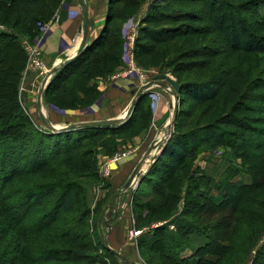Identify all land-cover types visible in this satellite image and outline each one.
<instances>
[{"label":"rangeland","instance_id":"374dc122","mask_svg":"<svg viewBox=\"0 0 264 264\" xmlns=\"http://www.w3.org/2000/svg\"><path fill=\"white\" fill-rule=\"evenodd\" d=\"M108 1L104 4L105 0H88L93 11V26L96 24V19L99 21L103 17L102 9L105 6L103 26L99 33L104 27ZM153 1L155 0H143L140 7L126 6L125 9L123 4L115 5L114 8L117 12L125 11L126 14L132 16L126 21H113L121 26L122 48L120 62L115 64L116 67L112 68L113 64L111 66L112 69H109L111 64L108 59L102 60L105 61L104 64L106 66L103 68L105 71H101L100 67L103 62L101 63L100 60V65L94 66V69H97L94 70V73L91 71L85 72V75H91V79H86L84 75L78 72L71 76L67 86L64 84L63 94L67 92L69 99L73 96L80 99L73 104L64 103L57 97V94H60L59 89H56L57 84L72 71L69 69L77 68L83 59L92 56L91 54L94 51L91 46L97 41V38L89 41L85 51L78 60L73 61L69 66L62 69L60 73L47 79L45 87L42 88L40 82L45 79L49 72V67L45 64L44 55L47 48H51L52 43L46 42L47 29L53 21L62 23L67 21V19L71 20L69 23L70 29L72 27L76 29L81 23L76 0H58L57 8L50 21L47 23L38 22L39 31L37 35L32 37L31 40H29L28 36L20 38L23 47L26 45L23 41L28 39L27 42L37 49L38 55L36 57L40 61L39 64L27 61L17 92V101H19L25 113L24 115H28L33 125V131L25 135V137L20 135L16 139L19 142L13 143L12 148H15L16 151L21 150L22 156L25 154L24 157L19 158V165L28 166V164L33 162L31 156L26 157V155L32 149V142L35 140L34 135L39 134L41 139H48L45 141L44 146L42 145L45 147L42 150L44 153L41 156H39V152L38 154L34 153V159L42 161L45 157L49 159L48 154H53L58 148L64 147L66 136L69 138V143H71L77 137H85L86 134L103 130V137L100 138V142L106 145L97 149L95 154L94 165L97 177L83 180V183L89 184L85 188V200L89 206V211H85L83 207L80 211V208L76 207L70 214H60V221L52 227L58 233L63 231L69 236H74L75 233L83 237L85 243L91 242L95 250L91 253L92 258L102 262L106 261L107 264H174L162 256L163 251L160 253L149 249L154 242V230L157 227L165 228L160 238L156 241L160 243L163 241L165 247L164 256H175V259L178 260L175 264H178L179 260L181 261L182 259L185 263L191 264L196 259L194 256L196 249L198 246L205 244L207 236L209 238L214 236V232L217 234L230 233L226 228H222V224L225 223L223 218L225 211L220 210V207L223 206L222 203H219L222 198L220 195L218 197V193L222 190H213L211 186L204 185L205 183L203 182L199 185L198 180L204 178L211 183L213 182L217 187L221 186L227 196L226 199H228L230 193L236 192L238 195L243 191L237 190V187H247L252 184L253 178L250 171H248L250 167L255 166L264 170V166L257 165L256 161H243L238 157L239 154L256 156L260 153V151L255 150L256 144L253 142V136L259 135L260 132L264 133V93L256 92L252 100H246L245 103L237 106V112H233V114L230 113V105L228 106L229 110L223 109L226 106L224 105L225 103L230 104L238 99V96H242L251 81L264 80V52L262 53L261 51L258 54L247 56L245 52L241 54L235 53L234 50L228 48L229 45L227 44L229 39L230 41L233 39L230 22L234 21L238 24L239 20L242 21V18H244V20L246 19L245 22L250 26L257 24L258 21L253 16L259 7L261 15L264 16V7L260 5L263 0H245L250 2L245 5V9L249 10V13L241 14L235 12L236 18L239 17V20L236 21L227 12L226 15L224 14L225 20L222 22L219 20L217 22L211 21L209 15L215 6L223 7L225 0L223 2L216 0H156L154 5H152L153 11L150 12L151 14L163 15V13L167 12L168 14L169 12L172 15H177L180 13L181 16H184V21H158V23H155L157 25H148L145 24L146 20L152 17L148 12V8L153 4ZM213 1H215V4L211 6ZM232 1L233 3H238L243 0ZM162 9H165L166 12L162 11ZM187 18L188 20H186ZM146 25L153 29L162 28L163 26L171 28V37L175 32L184 34L191 31V34L178 36L167 45L170 46L167 49L171 48V59L160 51L165 48L166 44L155 45L148 40L143 41L142 44L148 46L147 48H152V50L147 54L142 53L140 48L141 52L136 54L135 45L141 42H137V36L141 34V28H145ZM111 26L113 28V23H111ZM175 29L178 30L175 31ZM1 31L16 33L18 28L5 27L4 25L0 26ZM255 35L261 36L259 37L260 39L242 37V47L246 45L250 48H264V32ZM25 37L27 39H24ZM71 42L73 41L70 37ZM187 50H193V54L185 53ZM217 52L220 55H215ZM130 60H133L135 67L139 71V76L129 68L128 63ZM247 69H250L248 73ZM158 76L172 79L179 85L186 81L200 82L201 80L209 82L214 87L221 84L219 85L221 86L220 96L216 101L198 105L194 104L193 100L185 92L178 91L179 115L174 119L173 126H171L170 121L173 117L175 98L172 95V85L162 80L166 86L157 85L145 90L135 108L133 107L130 111L129 117L125 119L124 124L122 123L123 125L119 124L120 126L114 127V129L102 126L96 128L92 125L90 126L91 128L85 129L74 127L66 131L57 130L71 125H87L91 124V122H99L100 118L112 117L109 110L114 109H118V112H123L122 118L134 98L132 92L138 91L142 85L147 84ZM223 82H225L224 85H222ZM94 85H97L98 91H101L99 99L90 105L82 104L85 99L82 97L81 91ZM41 89L42 91L40 92ZM157 104H161L165 111L163 114L161 111L158 113L159 115L162 114L158 120L168 112L172 114L168 118L170 121L166 124L165 129L163 128V123L168 119L158 124V120L154 116ZM147 113H150L148 115L149 118H147ZM221 115V119L225 117L224 119L231 120L233 118L232 122L238 126L242 125L240 129L237 128L238 132L234 136L237 139L229 140L227 146H209L206 144L198 145L196 140L190 137V135L200 137L202 126L215 122L216 118L221 117ZM135 121L137 123L134 125ZM129 124H133L136 129L144 126L146 129L138 135L128 136L127 133L124 134L123 130ZM178 124H184L185 127L181 129ZM222 128L225 134L229 131L224 125ZM54 130L57 131L55 132ZM166 130H169L170 133L163 136L162 132H166ZM192 130L194 132L187 134V132ZM174 131L175 133H173ZM73 133L75 135L72 138L71 134ZM178 133L187 134L185 137L179 138L189 160L185 165L186 177L180 178L181 180L176 179L171 184H166V189L162 190L163 192L160 195L152 196L154 192L160 190L165 181V174L161 173L163 170L156 163L160 156L159 154ZM159 136L161 137L159 138ZM148 137L149 139L147 140ZM139 140L147 143L141 151L139 150V157L133 163L128 164L129 155H131V151L136 146L138 147ZM261 144L264 145V141H261ZM122 152L128 153L127 157L116 162L110 169L109 175H105L104 171L101 170L102 167L110 159L114 158L115 154ZM144 158L145 161L138 168V172L141 173L140 176L137 179L135 178L129 189L125 190L126 183L130 179L134 168ZM118 168L126 171V174L120 176ZM48 175L46 172L38 173L36 179L28 177L20 184L16 182L15 177L14 185L6 188L9 196L11 194L14 196L9 201V207L13 211L14 217L27 219L26 222L24 220V232L28 233L30 230H38L44 224L45 219L39 220L41 218L40 214L34 210L26 214L27 211L25 210L29 207V197L28 195L24 196L25 193H19V191L24 186L29 187L48 180L46 179ZM261 175L264 181V171ZM195 186L196 188L193 189ZM13 188H15L14 191L10 193ZM176 190L175 197H171V191L175 192ZM16 191L17 194H15ZM38 192L41 193V191ZM188 192L192 194V199L189 198V195H186ZM117 194H120L119 198H116ZM36 195L38 194H29L31 200ZM196 195H201L203 198L208 199L214 206H217V209L210 206L209 209L202 210L201 215L203 214V216L201 218H199L200 215L198 217L191 212L185 213V202L189 201V199L196 201L199 205L204 203ZM255 198L257 203L264 201V188L255 195ZM156 205L160 207H156ZM154 207L157 208L156 212L154 214L149 213ZM204 207H207V204ZM248 210L251 211L252 215L250 224L243 223V228H239L238 225L234 224L230 228L231 231L234 228L241 231V243L237 246L230 245L236 251L235 253H230V256L224 259L225 264H251L257 253L264 250V208L261 210L260 207L252 205ZM109 213H117V219L111 221L113 216H110ZM234 216L237 220L243 222L244 219L239 213L234 214ZM46 217H48L47 219L52 218L50 214H47ZM231 217H233V213H231ZM191 222L192 224L196 223V225H191ZM70 228L73 231L69 230ZM0 229V236H3L2 240H0V250L4 247L2 250L8 252H4V254H7L5 258L8 256L5 259L7 260L12 257L13 253L11 252L16 248L15 242L11 238L9 239L12 233L7 235L4 232V230L9 229L6 225H0ZM180 229L185 233V243H180L177 239ZM30 240H32L30 243L33 242L31 245V256H34L33 252L35 250L46 249L48 245L50 246L43 239H40V236L33 237ZM30 243L26 245L29 250H31ZM103 244L106 245L105 247L108 245L116 253H119L123 259L119 257H113L109 260L104 259L106 256L105 252H103ZM54 249L60 251L63 247L56 246ZM62 254L61 251L60 255L62 256Z\"/></svg>","mask_w":264,"mask_h":264},{"label":"trees","instance_id":"16d2710c","mask_svg":"<svg viewBox=\"0 0 264 264\" xmlns=\"http://www.w3.org/2000/svg\"><path fill=\"white\" fill-rule=\"evenodd\" d=\"M57 1L58 0H0V26L5 25V27L8 26L15 29L18 28V31L16 33L12 31L0 32V225H6L7 228H9L4 230V232L7 233V235H10L12 233V236H10L9 239L11 238L15 242L16 247L11 252L13 253L12 257L7 260L5 259L8 256L5 258V255L7 254H4V252H8L6 250H2L4 249V247L1 248L0 264H107L106 261L102 262L101 260L92 258L91 253L95 250L93 249V244H91V242L85 243L83 241V237H80V235H77L75 233L74 236H69L63 231H59L58 233V231L52 227L55 223L57 224L60 221V214H70L75 210L76 207L80 208V211L83 208L85 211H89V206L87 205V201L85 200V188L89 184L83 183V180L97 177V172L94 165L96 159L95 154L97 153V149H99L100 147H105L106 145L103 144V142L102 144L100 142V138L103 137V130L86 134L85 137H77L75 141L71 143H69V138H67L66 136V144L64 145V147L58 148L60 150L57 149L53 154L47 153L49 155V159H46L47 157H45L42 161H36V159H34V153L36 152L38 154L39 152V156H41L42 153H44L42 150L45 149V147H43L44 143L48 139H41L39 134L34 135L35 140L32 142V149L26 155V157L31 156L33 162L28 164V166L19 165V158L24 157L25 154L22 156L21 150L16 151L15 148H12L13 143L19 142L16 141V139L20 137V135H22V137H25V135L33 131V125L30 122L28 115H24L25 113L23 112L19 101H17V92L19 87L18 85L28 61L26 51L24 50L22 42H20V38L28 36L29 40H31L32 37L36 36L39 31L37 27L38 22L47 23L50 21L55 9L57 8ZM142 1L143 0L108 1V7L106 10L107 15L105 18L104 27L99 33V36L96 39L97 41L94 42V44L91 46V49L94 51L93 54H91L92 56L88 57L87 59H83L78 64V67H75L76 70L75 68L69 69L72 71H70L69 74H67L57 84L56 89H59L60 91V94H57V97L60 98V100H62L64 103L72 104L80 100L76 96H73L71 97V99H69L67 97V92L63 94L65 85L67 86L68 80L71 78V76L76 74V72L84 75L86 79H91V75H85V72L91 71L94 73V70H97L94 69V66L100 65V60L101 63L103 62L102 66L100 67L101 71H105V69L103 68H105L106 66L104 64L105 61L102 60L108 59L109 63L111 64L109 66V69H112L116 63L120 62V53L122 48V39L120 33L121 26L117 25V23L113 21H126V19L132 16L126 14L125 11L117 12L114 7L119 3L123 4L124 9L126 6L140 7ZM155 1H153V4H151L148 8L149 13L153 11L152 5H154ZM216 1L223 2V0ZM249 3V1L245 0L238 3H233L232 0H225L223 7L215 6L216 8H213L209 17L211 21L214 20V22H217V20H219L222 22L225 20L224 14L226 15L227 12H229V15L233 17V20L235 19L236 21H238L239 17L236 18L235 14L237 12L241 14L245 12L249 13V10L245 9V5ZM261 3L260 5L264 7V0ZM213 4H215V1L212 2L211 6ZM259 9L260 7L257 8V11L255 12L256 14H254V16L252 15L254 18H256V21H258L257 24L250 26L245 22L246 19L244 20V18H242V21L239 20L238 24L234 21L230 22L233 36V39L231 41L230 39L227 41V44L229 45L228 48L230 50H234L235 53L239 54L245 52L247 56L258 54L261 51L262 53L264 52V48L262 47H259L262 49L250 48L246 45L242 47V37L259 40V37L261 36H257L255 34L264 32V16L261 15ZM162 11L166 12L165 9H162ZM150 15L152 17H150V19H147L145 24H155L158 23V21H184V16H181L180 13L177 15H172L169 12L168 14L167 12L163 13V15L150 13ZM186 20H188V18ZM111 23H113V28L111 26ZM148 25H146L145 28H141V34H138L137 36V42H141H138L135 45L136 54L141 52V50L142 53L148 54V52L152 50V48H147L148 46L142 44L143 41L148 40L155 45L166 44L165 48L160 51L163 53V55L165 54L166 57L171 59V48L167 49L168 47H170L167 45H169L178 36L191 34V31L184 34H178L177 32H175L171 37V28L169 29L163 26L162 28L153 29ZM235 25L236 27H234ZM176 30L178 29H175V31ZM26 37L24 39H27ZM86 47L75 60H78L82 56V53L85 51ZM192 51L193 50H187L185 51V53L189 52L188 54H193ZM215 55L220 54L217 52ZM61 71L62 69L57 73H60ZM249 71L250 69H247V73ZM224 84L225 82L222 83V85ZM219 85L221 84L215 85L214 87L205 80H201L200 82L186 81L179 85L178 91L185 92L187 96H189V98L193 100L194 104L204 105L218 99V97L220 96L219 91L221 88V86ZM261 89L264 90L263 79H260L259 81H251L245 88V93H242V96H238V99L232 101L230 104L225 103L224 105L226 106H224L223 109L227 111L230 108V113L232 114L233 112H237L236 107L242 103H245L246 100H252L256 92L260 91L264 93V91H262ZM81 95L85 99V102L82 104L90 105L95 103L99 99L101 91H98L97 85H94L91 88H84V90L81 91ZM137 103L135 104V106L137 105ZM229 105L230 107L228 108ZM149 114L147 113V118H149ZM221 118L222 115L221 117L216 118L215 122L202 126L200 137H194L192 135H190V137L195 139L198 145L206 144L209 146H227L229 140L237 139L234 136L238 132L237 128L240 129L242 125L238 126L237 124L232 122L231 120L233 118L231 120L224 119L225 117L223 119ZM136 123L137 121L134 122V125ZM178 125V127L181 129L185 127L184 124ZM223 125L229 129L226 134L224 133V129L222 128ZM90 126L92 125H85L84 127L79 128H91ZM100 126L108 129H114V127L120 125ZM100 126L93 127L97 128ZM145 129V126L140 127V129H136L133 124H129V126H127L123 131L124 134L127 133L128 136H135L142 133ZM191 132L194 131L192 130L190 132H187V134H191ZM173 133H175V131ZM187 134H176L175 138L167 143V145L159 154L160 156L156 163L158 164L160 169L163 170L161 171V173L165 174V181L162 184L160 190L154 192L152 196L160 195V193L163 192L162 190L166 189V184H171L176 179L181 180L182 178L186 177L185 165L189 162V160L187 159V154H185V150L179 138L185 137ZM74 135L75 133L71 134V137L73 138ZM253 137V142H255L256 144L255 150L260 151L259 155L248 156L245 154H239L238 157L243 161L253 160L256 161L257 165L264 166V145H260V142L264 141V133L260 132L259 135H255ZM22 147H24V145H22ZM47 154L45 155L47 156ZM248 171H250V174L253 178L252 184L247 187H237V190L243 191H241V193L238 195L236 194V192L230 193V197L228 199H226L227 196L225 195L224 189H222L221 186L217 187L213 182L211 183L204 178L198 180L199 185L202 184L201 182H203L205 183L204 185L211 186L213 190H222L220 193H218V197L220 195L222 198L219 203H222L223 205L220 207V210L223 212L225 211V215L223 216L225 223L222 224L223 226H221L222 228H226L228 231H230V233L217 234L216 232H214V236H211L210 238L207 236L205 244L198 246V248L196 249V253L194 255L196 259H194L191 264H225L224 259L230 256V253H235L236 251L232 249L231 246H237L241 243V231L235 228L231 231L230 228H232L234 224L238 225L239 228H243V223H247L248 225L250 224L249 222L252 220L251 211L248 210L250 206L255 205L263 210L264 201L262 200L257 203L255 201V195H257L258 192L264 188V181L261 175L264 170L254 166L250 167ZM44 172L49 174L46 177V179L48 180L35 185L31 184L32 186L29 187L24 186L23 189L19 191V193L24 192V196L28 195L29 197V207H27L25 210L27 211L26 214H29L34 210L35 212H39L41 217L39 220L45 219L44 224L41 228H39L38 230H30L27 233L23 231V227L25 226L24 220L26 222L27 219L14 217V214H12L13 211L9 207V201L13 199L14 196L13 194L9 196V193L6 192V188L7 186L11 187L14 185L13 183L15 177L16 182H19L20 184L24 181V179H28V177H33L34 179H36V175H38V173L42 174ZM194 188H196V186L193 187V189ZM14 189L15 188H13L10 193L14 191ZM17 191L15 194H17ZM38 191H41V193ZM171 192L172 193L170 196L175 197L177 190L175 192ZM33 193H36L38 195H36L35 198L31 200V196H29V194L32 195ZM253 193L255 194L252 195ZM186 195H189V198L191 199L193 198L191 197L192 194L189 192ZM196 197H198L204 203H201L199 205L196 203V201L194 202L189 199V201L185 202V213L191 212L193 213V215L196 214V216L198 217L200 215L199 218H201L203 216V214L201 215L202 210L209 209L210 206L217 209V206H214V204L208 199L203 198L201 195H196ZM209 203L211 204L209 205ZM206 204L207 207H204ZM156 207L160 206L156 205ZM156 207H154L153 210H150L149 213L154 214L157 209ZM231 213H233V217H231ZM236 213H239L241 215V217L244 219L243 222H240L235 218L234 214ZM47 214H50L52 218L47 219ZM191 225L194 226L196 225V223L192 224L191 222ZM164 229L165 228L157 227L154 230V242L152 245H150L149 249L160 253L161 251H163L162 256L169 259L175 264V262L178 261L175 259V256H164L165 247L163 241L161 243L156 242L162 235L161 233ZM69 230L73 231L72 228H70ZM178 232V241L180 243H185V233L182 232L181 229ZM38 236H40V239H43L44 242L50 244L51 247L48 245L46 249L35 250L33 252L34 256H31V245L33 244V242L30 243L32 241L30 239ZM2 238L3 236H0V240H2ZM27 243H30L31 250H29L26 246ZM56 246H61L63 247V249L57 251L54 249V247ZM105 246L106 245L104 244L102 246L103 252H105L106 256L104 259L109 260L110 258L116 257L115 254ZM61 251L63 253L62 256L60 255ZM178 264L189 263H185V261L182 259L181 261L179 260ZM251 264H264V250L257 253V255L253 258Z\"/></svg>","mask_w":264,"mask_h":264},{"label":"crops","instance_id":"0c3cea01","mask_svg":"<svg viewBox=\"0 0 264 264\" xmlns=\"http://www.w3.org/2000/svg\"><path fill=\"white\" fill-rule=\"evenodd\" d=\"M106 1L107 0H105L104 4H106ZM76 3L78 5L80 16H81V23L79 26L76 27V29L75 27H72L70 29L69 23L71 22V20H68V19L67 21H64L62 23L53 21V23L50 24L49 28L47 29L48 36L46 37V42L52 43L51 48L49 49L47 48L45 55H44L45 64L49 67L48 73H50L56 66L62 64L64 61L76 56L78 51L82 49L83 45L85 48L88 45L89 41H92L93 39L97 38V35L103 26L102 23L105 17V11H104L105 6L102 9L103 17L101 19L99 18L100 19V20L98 19L99 21H97L96 19L95 20L96 24H94L93 26L92 24L94 23L93 22V11L91 10L88 0H76ZM85 19H86L87 27L85 26ZM72 33H73V36H72ZM70 37L72 38V41H73L71 43H70ZM42 81L43 79L41 80L40 83H42ZM160 111L162 112V114L163 112L165 113V111L163 110V107H161V104H157L155 108V112H154L155 113L154 116H156V120H158V118H160V116L162 115V114L161 115L158 114L160 113ZM109 113H110V116L112 117L100 118V120L102 119L114 120V118H120L123 115V112L122 113L118 112V109L109 110ZM160 137L161 136H159V138ZM148 139L149 137L147 138V140ZM146 143H147L146 141L142 142V140H139V143L137 144L138 147L136 146V148L133 151H131L130 153L131 155H129L130 158H129L128 164L133 163L139 157V150L141 151L143 149V146ZM119 171H120L119 173L120 176L122 174L123 175L126 174V171H124L123 169L122 170L119 169ZM117 179L119 178L117 177Z\"/></svg>","mask_w":264,"mask_h":264},{"label":"water","instance_id":"95a60500","mask_svg":"<svg viewBox=\"0 0 264 264\" xmlns=\"http://www.w3.org/2000/svg\"><path fill=\"white\" fill-rule=\"evenodd\" d=\"M85 26H86V19H85ZM87 27V26H86ZM83 48H84V45L82 47V49H80L78 51V53L76 54V56L72 57V58H69L68 60L64 61L62 64L56 66L50 73H48L45 77V79L43 80V82L41 83V86L42 88L45 87L46 83H47V79H49L50 77L54 76L55 73H57L58 71H60L61 69H64L65 67L69 66V64H71L78 56L79 54H81V52L83 51ZM162 80H165L167 82L170 83V85H172V88H173V92H172V95L174 96L175 98V102H174V106H173V117L171 118V121H170V125L173 126V121H175L174 119H176L177 115H178V96H177V92L179 90V85L176 81L174 80H170L168 78H165L164 76H158L157 78H154L153 80L149 81L147 84H144L142 85V87L136 91V92H132V94L134 95L133 97V100L130 102L127 110H126V114L121 118H114V120H100L99 122H91V124H87V125H93V126H100V125H106V126H114V125H119V124H122L123 122H125V119L129 117L130 115V111L133 109V107L135 106V104L138 102V100L141 98V95L142 93H144L145 90L151 88V87H154V86H166L165 83H163ZM42 91V89L40 90V92ZM172 114L170 112L166 113L161 119L160 121H158V124L162 123L163 121H165L166 119L169 118V116H171ZM86 125V124H85ZM85 125H82V124H79V125H71V126H68V127H64V128H61V129H57L58 131H66V130H70L71 128H77V127H84ZM54 129V128H52ZM57 130H54L55 132ZM171 130V129H170ZM170 131L166 130L165 134H169ZM143 161H145V158L140 161L139 165L136 166L134 168V171L132 173V175L130 176V179L128 180V182L126 183V186H125V190L126 189H129L134 183V180L135 178L137 179V177L140 176L141 173L138 172V168L140 167V165L143 163ZM122 193V192H121ZM120 194H117L116 195V198H119ZM110 216H113L111 218V221H115L117 219V216L118 214L117 213H109ZM109 227V226H108ZM107 248L113 252L115 254V256L118 258H122L121 255L119 253H116L112 248H110L108 245H107ZM123 259V258H122Z\"/></svg>","mask_w":264,"mask_h":264},{"label":"built area","instance_id":"2783aa9c","mask_svg":"<svg viewBox=\"0 0 264 264\" xmlns=\"http://www.w3.org/2000/svg\"><path fill=\"white\" fill-rule=\"evenodd\" d=\"M23 42H25V46H24V50L26 51L27 57H28V62L33 63V64H39V61L37 59V49L34 48L32 45H30L29 42H27V40H24ZM129 68L131 69V71H134L138 76H139V71L138 69L135 67L133 60L129 61ZM128 153L126 152H122V153H117L115 154V157L110 159L107 163H105V165L102 167V171H104L105 175H109L108 173H110V169H112L113 165L116 162L121 161L122 159H124L125 157H127Z\"/></svg>","mask_w":264,"mask_h":264},{"label":"bare ground","instance_id":"6f19581e","mask_svg":"<svg viewBox=\"0 0 264 264\" xmlns=\"http://www.w3.org/2000/svg\"><path fill=\"white\" fill-rule=\"evenodd\" d=\"M170 120L168 119L167 121H165L164 123H163V128L165 129V126H166V124L169 122ZM162 134H163V136L165 135V132H162Z\"/></svg>","mask_w":264,"mask_h":264}]
</instances>
